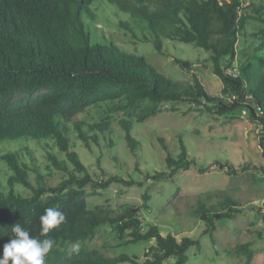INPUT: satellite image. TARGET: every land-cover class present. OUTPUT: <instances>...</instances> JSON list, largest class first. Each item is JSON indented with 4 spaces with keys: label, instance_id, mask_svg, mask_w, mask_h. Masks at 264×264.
<instances>
[{
    "label": "trees",
    "instance_id": "1",
    "mask_svg": "<svg viewBox=\"0 0 264 264\" xmlns=\"http://www.w3.org/2000/svg\"><path fill=\"white\" fill-rule=\"evenodd\" d=\"M94 1L0 0V145L24 138L45 141L46 158L61 174L59 182L51 186L49 175L45 177L31 170L32 184L26 164L17 155L2 156L12 175L7 180V193L2 191L0 183V257L3 245L12 236V226L20 223L30 237L53 240L54 246L45 256V264H164L169 259L174 260L173 264H186V252L191 247L198 248V240L183 237L177 241L171 234L163 236L150 222H145L146 229H143L137 215L139 210L132 207H126L116 216L102 209H87L84 187L105 189L111 183H133L126 184L115 175H109L104 181L93 180L77 154L68 151L70 126L78 139L87 143L81 122L77 121L85 103L120 96L125 97L133 110L140 108L143 101L150 102L138 114L139 122L158 113L163 103L202 105L216 116L245 112L261 129L259 145L264 158V54L255 57V70L246 64L239 67L238 74H226L235 56L238 35L249 19L240 14L241 0H106L120 12L140 17L158 41L159 36L173 38L209 52L213 74L222 83L221 93L230 99L224 102L210 96L196 76L193 85L172 83L156 73L143 58L121 51L111 43L92 39L88 25L96 17L91 11ZM252 7L259 15L257 19L264 23V2ZM155 44L158 48V42ZM258 50H264V40ZM174 63L180 68L186 66L178 59ZM39 92L45 94L23 107L20 103L9 104L15 95L32 96ZM120 124L127 146L134 152L136 142L130 136L131 123ZM52 148L65 154L73 170L51 152ZM164 150L171 174L192 163L183 146L176 160L165 147ZM221 167L229 175L237 173L231 164ZM259 170L264 173V167L259 166ZM17 184L29 191L28 197L13 193ZM237 206L235 201H230L226 212L212 213L198 203L195 210L206 225L203 235L212 238L214 221L230 218L237 213ZM48 207L60 210L65 221L42 236L39 217ZM105 223L112 225L118 235L130 231L131 243L153 240L144 261L140 263L125 254L105 257L97 251L68 255L62 249L65 244L92 238L96 229ZM237 250L245 255V264H250L252 254L248 245H241Z\"/></svg>",
    "mask_w": 264,
    "mask_h": 264
},
{
    "label": "rangeland",
    "instance_id": "2",
    "mask_svg": "<svg viewBox=\"0 0 264 264\" xmlns=\"http://www.w3.org/2000/svg\"><path fill=\"white\" fill-rule=\"evenodd\" d=\"M263 2L241 0L240 14L249 19L238 35L235 56L226 74H238L239 67L246 64H251L255 70V57L264 54V50H258L264 40V23L257 19L259 15L252 7ZM91 11L96 16L88 25L92 39L111 43L121 51L143 58L156 73L172 83L193 85L196 76L210 96L230 102L221 93V81L213 74L209 52L173 38L159 36L158 41L140 17L120 12L106 0H95ZM175 59L186 64L185 68L178 67ZM42 94L45 92L15 95L9 104L20 103L23 107ZM149 105V101H143L140 108L133 110L124 96L86 102L77 121L81 122L87 143L78 139L70 126L68 151L77 154L93 180L104 181L109 175H115L126 184L133 183H111L105 189L84 187L87 209H102L116 216L126 207H132L139 210L137 215L143 229H146L145 222H150L163 236L171 234L177 241L183 237L198 240L199 247H191L186 252V264H245V255L237 250L244 244L252 254L250 264H264V173L259 170V166L264 167V158L259 145L260 127L249 120L245 112L216 116L202 105L190 103H163L158 113L139 122L138 114ZM123 121L131 123L130 136L136 142L134 152L127 146L120 124ZM44 143L24 138L0 145V183L4 193L9 190L7 180L12 175L2 158L6 153L17 155L19 161L26 164L32 184L31 170L45 177L49 175L51 186L59 182L61 174L48 162ZM180 146L185 148L186 157L192 163L171 174L172 169L165 162L168 155L164 147L176 160ZM51 152L73 170L65 154L56 148ZM224 164H231L237 173L229 175L221 167ZM13 193L29 196V191L19 184L15 185ZM230 201L238 205L237 213L214 221L212 238L203 235L206 225L195 210L197 204H204L209 212L220 213L226 212ZM130 240V231L118 235L112 225L105 223L96 229L92 238L65 244L62 249L68 255L92 251L105 257L125 254L143 262L153 240L137 243ZM173 263L172 259L164 262Z\"/></svg>",
    "mask_w": 264,
    "mask_h": 264
},
{
    "label": "clouds",
    "instance_id": "3",
    "mask_svg": "<svg viewBox=\"0 0 264 264\" xmlns=\"http://www.w3.org/2000/svg\"><path fill=\"white\" fill-rule=\"evenodd\" d=\"M65 221L64 214L52 207L44 209L39 217L40 235L47 236L50 230L58 227ZM12 236L9 242L3 245V255L0 264H45V256L52 250V239H38L30 237L20 223L11 228Z\"/></svg>",
    "mask_w": 264,
    "mask_h": 264
}]
</instances>
